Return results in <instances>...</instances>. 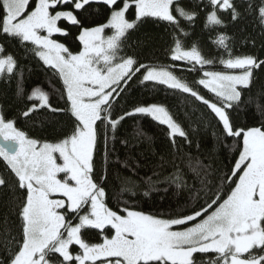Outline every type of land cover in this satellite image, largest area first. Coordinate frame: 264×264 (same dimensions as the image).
<instances>
[{
	"label": "snow or ice",
	"instance_id": "6c2138e0",
	"mask_svg": "<svg viewBox=\"0 0 264 264\" xmlns=\"http://www.w3.org/2000/svg\"><path fill=\"white\" fill-rule=\"evenodd\" d=\"M201 16L203 30L215 33L207 53L193 40ZM149 24L163 26L164 43L142 59L134 34ZM249 24L258 36L245 34ZM229 27L236 32L228 35ZM237 33L256 51L238 54ZM69 36L75 50L62 42ZM3 41L31 53L47 89L25 90L22 66ZM261 51L264 0H0V77L16 79L23 104L15 117L0 106V264H264ZM133 81L206 107L216 129L206 162L185 151L192 136L165 103L118 108ZM37 114L39 127L17 126ZM242 114L254 122H241ZM136 116L166 128L171 159L153 150L154 136L139 122L121 133ZM144 143L159 160L151 176L139 177L144 153L136 149ZM218 147L232 154L224 167ZM110 185L118 189L114 207ZM142 187L145 197L174 187L175 203L150 213L122 199Z\"/></svg>",
	"mask_w": 264,
	"mask_h": 264
},
{
	"label": "trees",
	"instance_id": "16d2710c",
	"mask_svg": "<svg viewBox=\"0 0 264 264\" xmlns=\"http://www.w3.org/2000/svg\"><path fill=\"white\" fill-rule=\"evenodd\" d=\"M93 7H97L93 5ZM97 19H102V13L100 16H97ZM227 19V18H226ZM204 18L200 17L196 21V25L194 28L195 35L193 36V40L199 39L201 46L204 48L205 53H207L210 49L209 44V36L215 35V33H210L206 30H203ZM255 26L249 24L247 26L246 33H252L253 35H259V29L256 28L253 31ZM73 36L76 32L75 28L71 29ZM228 35H232L236 32V29L229 27L226 30ZM135 36H139L140 40L143 44V50L140 55L143 59L148 56L152 52H155L159 55L160 46L164 43V29L163 26L157 25H145L139 33L134 34ZM73 36H69L67 39L61 38L62 42L70 45L75 50L78 46V42L74 41ZM237 43H236V51L239 54L240 52H248V51H256L250 49L248 46L240 44V34L236 35ZM6 45L7 52L14 53L19 60L22 70L24 73L23 78V86L26 91L30 90L33 86L37 84H42L45 89L48 88L47 84V76L45 75L44 70L37 63V61L32 57L31 53H27L25 49L14 45L11 42L3 41ZM257 49H259V40L257 43ZM260 54L264 56V51H261ZM212 55H218L215 50H212ZM260 75L259 83H264V74ZM192 76H189V79H192ZM16 91V79L13 77L11 82L4 77H0V106L3 107L4 112L9 117L17 116L19 110L23 107L15 97ZM255 92L256 89H253ZM58 99V97H57ZM147 101V102H156L160 101L166 104V106L171 110V113L174 114L175 119L181 123L182 127L189 131V134L192 136L194 141L192 148L189 150L185 148V151H191L193 157L200 155L201 158L205 159L206 156L213 150L215 146V139L213 136V132L216 130L214 126V122H212V118L208 113V110L199 102L193 103L191 99H187L186 95L182 96L180 94H171L166 92L162 87L157 88L155 90L151 89V86L145 87L137 84L135 81L131 82L129 91L126 95V99L121 101L119 107L131 109L134 103ZM251 113V109L249 110ZM43 114H37V116L33 117L32 120L25 121L23 117H19L17 120V126L26 131H31L33 127H39V119ZM241 122H248L252 124L254 121L250 118V116L241 115ZM139 122L145 131H147L150 135L154 136V143L152 148L157 153H163L166 158L171 159L168 155L169 153V141L166 137V128L164 126L158 125L156 122L152 121L147 117H129L126 121L123 122V125L120 129L121 133L127 132L131 134L133 129L135 128L136 123ZM212 122V127H206V123ZM192 127L195 128V132H192ZM178 143H183L182 138L177 137ZM196 142L200 143L201 149L200 153L196 151ZM227 143L231 144L232 141L229 139ZM119 147V145H118ZM137 152H143L144 156L140 158L141 167L139 168V177H148L153 173L154 165L158 162V156H152L148 150V144L144 143L140 147L136 149ZM218 155H216L215 159L217 165L219 167H224L229 160H231V153L224 149L223 147L217 148ZM121 157H123V149L121 148ZM176 163L181 167H184V162L181 160H177ZM4 170V163L2 159H0V172ZM171 170V169H169ZM124 175H130L125 170H122ZM185 171L187 169L185 168ZM134 179H138V177H133ZM189 183H197L194 180L193 174L191 172H187V177ZM146 187V186H145ZM161 187V186H157ZM118 191L117 188H113L110 185L109 190V200L108 203L110 206L116 205L115 195ZM136 191V195L132 196L130 193H125L122 199H128L131 203H135L139 210H143L145 212L150 213H161L166 212L171 205L175 203V188H170L167 193L163 191H152L148 197L143 196L144 188L134 189ZM188 193L183 192L181 194V199L187 197ZM3 209H0L2 212Z\"/></svg>",
	"mask_w": 264,
	"mask_h": 264
},
{
	"label": "water",
	"instance_id": "95a60500",
	"mask_svg": "<svg viewBox=\"0 0 264 264\" xmlns=\"http://www.w3.org/2000/svg\"><path fill=\"white\" fill-rule=\"evenodd\" d=\"M0 143H3V141H0Z\"/></svg>",
	"mask_w": 264,
	"mask_h": 264
}]
</instances>
